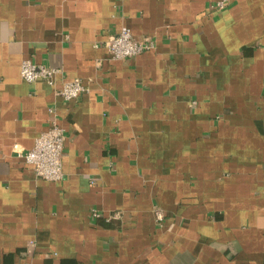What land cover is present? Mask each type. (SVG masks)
I'll list each match as a JSON object with an SVG mask.
<instances>
[{"label":"crops","instance_id":"obj_1","mask_svg":"<svg viewBox=\"0 0 264 264\" xmlns=\"http://www.w3.org/2000/svg\"><path fill=\"white\" fill-rule=\"evenodd\" d=\"M215 1L0 0V264H264V0ZM125 25L156 49L112 57ZM52 107L58 181L24 157Z\"/></svg>","mask_w":264,"mask_h":264},{"label":"built area","instance_id":"obj_2","mask_svg":"<svg viewBox=\"0 0 264 264\" xmlns=\"http://www.w3.org/2000/svg\"><path fill=\"white\" fill-rule=\"evenodd\" d=\"M228 1L217 0L211 3L210 9H221ZM106 47L115 59H130L145 51L156 49L157 40L149 35L136 38L131 27L125 25L107 41ZM61 71L60 68L39 64L29 58L24 59L21 64V76L28 82L43 79L55 85L57 75ZM87 89L79 79H71L66 80L62 87L58 88V93L65 101H69L78 98ZM50 110L54 114L50 127L42 131L24 157L32 165L36 176L58 181L65 175L63 155L67 134L66 130L58 123L56 107H52ZM92 214L97 217L101 215L96 208L92 209ZM159 216L163 218L162 214Z\"/></svg>","mask_w":264,"mask_h":264}]
</instances>
